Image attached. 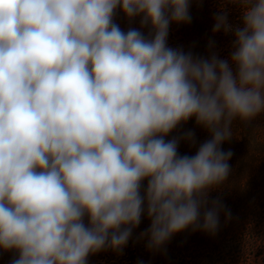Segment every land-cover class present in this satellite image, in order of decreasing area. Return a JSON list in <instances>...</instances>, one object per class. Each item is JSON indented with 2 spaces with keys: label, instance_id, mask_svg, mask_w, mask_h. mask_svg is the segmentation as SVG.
Wrapping results in <instances>:
<instances>
[{
  "label": "clouds",
  "instance_id": "obj_1",
  "mask_svg": "<svg viewBox=\"0 0 264 264\" xmlns=\"http://www.w3.org/2000/svg\"><path fill=\"white\" fill-rule=\"evenodd\" d=\"M239 5L229 59L167 45L190 0H0V248L10 264H87L121 252L146 212L148 248L191 228L214 235L209 192L230 173L232 124L264 114V0ZM142 15L149 36L114 23ZM214 42L209 43L212 47ZM195 118L211 138L180 155ZM147 186L141 195L142 182ZM230 217V212L227 213ZM88 222L85 224V217Z\"/></svg>",
  "mask_w": 264,
  "mask_h": 264
},
{
  "label": "trees",
  "instance_id": "obj_2",
  "mask_svg": "<svg viewBox=\"0 0 264 264\" xmlns=\"http://www.w3.org/2000/svg\"><path fill=\"white\" fill-rule=\"evenodd\" d=\"M221 12L227 13L228 23L233 27L242 26L239 5L223 3L222 0H190L191 22L170 24L168 47L182 49L185 53L191 52L194 56L205 59L213 53L221 59H229L234 33L212 31L214 17ZM145 31L149 33L150 26H146ZM210 41L214 42L212 47H209ZM188 131L194 132L195 144L181 140L178 153L192 156L203 142L211 138L208 131L196 124L194 117L179 125L165 140L182 137ZM232 134L221 145L222 150L232 152L228 161L229 176L222 185L208 194L209 207L213 200H219L223 205L214 235L188 228L174 234L159 250L149 249L148 237H141L140 233L146 232L151 223L145 212L141 223L133 230L121 252L110 248L101 250L92 260L101 258L108 264H215L216 258L213 255L228 248L223 241L228 239L227 236L236 234L238 221L246 223L257 207L264 208V114L247 123L234 120ZM146 186L147 179L142 182L141 195ZM193 252L198 255L191 256Z\"/></svg>",
  "mask_w": 264,
  "mask_h": 264
},
{
  "label": "rangeland",
  "instance_id": "obj_3",
  "mask_svg": "<svg viewBox=\"0 0 264 264\" xmlns=\"http://www.w3.org/2000/svg\"><path fill=\"white\" fill-rule=\"evenodd\" d=\"M210 1L213 2V0ZM141 19L142 15L129 19L120 7L115 10L113 16L114 23L118 24L122 31L127 32L130 28H134L142 31L148 37L149 33L145 31L146 27H141ZM254 211V215L246 223L238 221L236 234L227 236L228 239L223 241L228 248L213 255L216 258L215 264H264V208L257 207ZM84 222L87 224V216ZM237 243L240 244V247ZM96 254H90L87 257V264H108L101 258L93 261L92 257ZM18 255L16 250L5 251L0 248V264H10V261L17 258ZM197 255L196 252L191 253V256Z\"/></svg>",
  "mask_w": 264,
  "mask_h": 264
}]
</instances>
